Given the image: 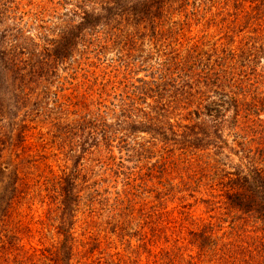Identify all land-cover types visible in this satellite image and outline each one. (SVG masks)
Masks as SVG:
<instances>
[{
	"label": "trees",
	"instance_id": "16d2710c",
	"mask_svg": "<svg viewBox=\"0 0 264 264\" xmlns=\"http://www.w3.org/2000/svg\"><path fill=\"white\" fill-rule=\"evenodd\" d=\"M22 1L0 0V264H73L76 256L80 261L87 260L90 250L81 253L75 246V217L83 190L90 191L85 197L88 209L99 195L92 190L93 185H85L86 177H79V171L53 176L47 182L50 184L44 189L43 199L49 206L47 225L56 230L58 240L42 250L25 249L21 243L22 227L19 221L14 223L19 215L14 208L27 196L24 187L29 191V184L20 182L31 175L27 170L37 161L23 147L26 137L24 128L15 122L17 113L34 95L40 100L41 93L48 91L41 89V81L55 74L54 62L72 58L85 40H93L91 44L98 54L106 50L107 40H117L114 43L122 45L121 51L126 48V56L130 58V52L137 51L136 40L143 37L133 27L148 22L154 31L155 20L190 2L193 7L197 2H208L211 8L218 6L222 10L230 6L233 13L228 16L234 18L233 23L242 21L244 28H250L254 41L245 48H224L213 60L202 58L195 50L181 60H165L155 70V79L150 82L138 79L140 87L123 91L122 99L128 104L123 102L117 116L125 114L129 120L140 114L138 121L126 123L127 133H147L166 143L174 141L168 136V132L174 134L169 115L176 109L188 111L186 120L190 124L183 126L186 132L181 137L175 138L176 149L167 151L172 155L163 161L166 165L163 169L176 170L181 165L178 170L192 174L190 183L202 185L211 193L210 198H220L227 212L234 213L236 217H232L231 223L243 221L242 226L249 224L260 233L253 244L238 253V245L228 240L225 233L218 236L215 226L208 224L189 234L190 244L198 251L195 258L198 261L207 258L212 264H235L241 257L243 264H264V49L259 44L264 40V0H103L96 5L98 8H89L83 0L58 36L50 39L51 49L47 50V46L41 52H37L39 46L24 35L20 26L24 16L20 11ZM121 21L124 25L119 29ZM155 35L160 33L153 32L151 37ZM130 61L122 63L129 73H134L137 67ZM138 63L139 69L146 68L145 60ZM165 65L171 66L172 73H166L170 68ZM150 99L153 104H146ZM137 100L148 110L138 107ZM33 104L38 107L39 101ZM64 108L65 114L76 117L73 124L57 130L58 139L68 141L65 145H79L82 153L88 151L87 147H104V151L110 152L118 146L126 159H143L151 153L150 149H141V145L135 148L137 143L129 144L130 139L124 134L116 137L100 118L101 114L79 116ZM3 120L10 121L9 128L1 125ZM3 130L8 131L6 136L1 135ZM224 130L232 135L230 143L222 134ZM203 202L213 204L211 200ZM144 239L139 240L142 247L147 244ZM94 247L97 251L98 244ZM111 257L106 255L104 264H116ZM101 259L96 258L91 264H103ZM160 261L159 264H187L182 255L173 253L164 254Z\"/></svg>",
	"mask_w": 264,
	"mask_h": 264
},
{
	"label": "rangeland",
	"instance_id": "374dc122",
	"mask_svg": "<svg viewBox=\"0 0 264 264\" xmlns=\"http://www.w3.org/2000/svg\"><path fill=\"white\" fill-rule=\"evenodd\" d=\"M82 1L21 2L20 11L24 16L20 26L24 35L39 46L37 52L47 46V50L51 49L50 39L58 36L59 30L69 22L76 8L81 7L79 3ZM84 1L88 2L89 8H98V2H103ZM222 9L218 6L211 8L208 2H197L193 7L190 2L188 6L170 10L162 19L155 20L154 31L148 22L140 23L133 28L140 30L143 37L139 35L140 39L136 40L134 48L137 51L130 52V58L126 56V48L121 51L122 45L114 43L117 40H107L103 54L96 53V48L91 44L93 40H85L84 46H79L72 58L65 62H54L55 74L47 77V81H41V89L48 90L41 93L44 99L41 97L39 100L36 95L29 98L15 120L24 128L26 141L23 147L37 161L27 170L31 175L20 182L29 184V191L24 187L27 196L14 208L19 213L14 223L19 221L22 227L21 243L25 249L42 250L55 245L58 237L56 230L47 225L49 206L47 200L43 199L44 189L49 186L47 182L53 176L77 174L78 171L79 177H86L85 185H93L92 190H97L99 195L92 208L88 209L85 197L90 191L81 192L82 199L73 229L77 241L75 246L81 253L91 251L96 243L98 249L96 251L94 247V252L88 251L87 260L80 261L76 256L73 264H91L96 258H102L101 263L104 264L106 255L112 256L116 264H132L133 261L134 264H154L155 261L159 264L166 253L182 255L187 264L195 261L198 264H212L207 262V258L200 261L195 258L198 251L190 244L191 232L200 231L208 224L215 226L218 236L225 233L228 240L239 246L238 253L260 236L249 224L242 226L243 221L231 223L232 217H236L234 213L227 212L220 198H210L211 193L204 190L202 185L190 183L192 174L187 170H178L181 165L176 170L163 169L172 155L167 151L176 149L175 138L181 137L186 132L183 126L190 124L186 120L189 118L187 110L176 109L169 115L174 134L168 132V136L173 137L174 141L166 143H161L159 137L147 133H127L126 123L138 121L140 114L129 120L125 114L117 116L124 102L123 91L130 92L132 86L140 87L138 79L146 82L155 79V70L165 60H181L191 50L204 59L213 60L224 48L235 50L252 44L254 35L249 32L250 28H244L242 21L233 23L234 18L228 16L233 13L230 6ZM123 25L121 21L118 28ZM153 32L160 35L152 38ZM259 44L264 49V40H260ZM128 60L138 68L134 73H129L122 63ZM143 60L146 61V68L139 69L141 66L138 62ZM168 67L171 66L165 65V68ZM167 72L172 73L171 68ZM152 100H147L146 104L152 105ZM36 101H39L38 107L33 104ZM137 101L138 107L148 110L146 105ZM124 103L128 104L127 101ZM64 107L79 116L101 114L100 118L106 121L116 137L124 134L130 139L129 144L137 143L135 148L141 145V149H150L151 153L143 159H126L124 153H119L118 146L110 152L104 151V147H87L88 151L82 153L78 144L79 147H72L71 143L65 145L68 141L58 139L60 134L57 130L66 124H73L76 117L65 114ZM9 124L10 121H1L5 128H9ZM7 134L8 131L3 130L1 135ZM222 134L230 143L232 135L227 130ZM72 140L74 142L76 138ZM90 142L91 139L88 140ZM206 200H211L213 204L204 203ZM140 239H144L147 244L140 246ZM237 260L235 264H243V258Z\"/></svg>",
	"mask_w": 264,
	"mask_h": 264
}]
</instances>
